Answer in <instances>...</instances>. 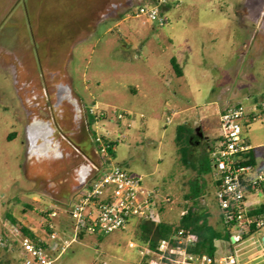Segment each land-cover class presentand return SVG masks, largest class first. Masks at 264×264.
<instances>
[{"label": "rangeland", "instance_id": "rangeland-1", "mask_svg": "<svg viewBox=\"0 0 264 264\" xmlns=\"http://www.w3.org/2000/svg\"><path fill=\"white\" fill-rule=\"evenodd\" d=\"M175 1L178 7L171 1L158 27L136 16L139 5L154 0H0V231L7 215L40 231L41 217L51 208L56 233L70 223L66 210L79 179L89 181L92 165L99 166L89 110L97 116L92 130L114 143L113 162L170 199L161 221L176 225L193 207L184 195L196 179L204 185L198 209L208 211L209 225L224 232L209 152L198 149L190 157L196 168L210 165L199 176L182 164L175 138L178 126L187 125L215 142L220 104L241 89L233 84L256 81L264 91V0ZM115 8V19L98 23ZM25 51L36 65L23 64ZM58 82H67L70 93ZM69 94L78 99L76 107ZM34 118L45 123L38 140L44 146L30 156L26 122ZM247 137L253 146L264 143L260 120ZM137 225L133 219L107 235H84L56 264H142L137 249L128 246L140 242ZM260 236L237 244L216 241V254L232 253L239 264H264Z\"/></svg>", "mask_w": 264, "mask_h": 264}, {"label": "built area", "instance_id": "built-area-1", "mask_svg": "<svg viewBox=\"0 0 264 264\" xmlns=\"http://www.w3.org/2000/svg\"><path fill=\"white\" fill-rule=\"evenodd\" d=\"M171 1L178 7L175 0H154L139 5L136 16H145L154 25L163 27L162 13ZM123 118L124 115H117L118 120ZM258 120L264 122V99L251 106L238 104L223 110L219 114L216 149L209 151L217 183V205L233 244L259 234L264 243V212L251 215L245 207L247 189L254 192L264 189V167L247 163L252 147L242 134L243 123ZM92 140L99 166L92 165L95 175L82 184L77 198L67 208L70 223H62L61 234L56 233L51 221L57 216L55 209H49L41 217L40 231L20 222H8L0 231V264H56L71 244L84 235H107L123 229L133 219L138 223L161 221L160 209H165L170 199L145 188L140 176L114 163L108 143L96 131ZM198 242L195 233L178 229L153 246L141 242H130L128 246L137 249L142 264H239L232 253L197 252Z\"/></svg>", "mask_w": 264, "mask_h": 264}, {"label": "trees", "instance_id": "trees-1", "mask_svg": "<svg viewBox=\"0 0 264 264\" xmlns=\"http://www.w3.org/2000/svg\"><path fill=\"white\" fill-rule=\"evenodd\" d=\"M172 68L174 69L176 75L178 77L182 76L181 68L176 62L175 58L170 60ZM87 115V126L89 131L94 135V130H92V126L96 121V116L89 112ZM200 132L190 129L187 125L178 126L177 135L175 138L176 145L178 147V153L181 155L182 164L187 168H192L196 170L199 176L206 175L210 172V165L205 163V165H199L197 168L190 159L193 157L194 151L201 149L202 152L208 153L211 150H214L215 143H209L208 140L204 138V136H199ZM106 140V139H105ZM110 147V153L113 155L111 148L114 146L112 141H107ZM248 164L254 165L253 156L251 153L249 154ZM264 192V189H262ZM204 194V185L196 181V179H192L190 181L189 192L184 195L186 200H190L193 203V207L189 208L178 221V224L173 225L170 223H166L160 221L159 223H155L152 221H140L137 225L139 230V240L141 243H148L150 246L155 245L159 240L163 238H167L174 231L178 229H184L186 231H190L195 233L199 242L196 247L197 252L207 253L209 255H213L216 253V241H223L230 243V232L224 225V232H217L211 225H209V213L208 211H200L197 207V200ZM164 208L160 209V213L164 212ZM264 205L257 207L255 210L250 212L251 215L263 213ZM7 220L11 223H16L10 215L6 216ZM26 233L29 234V232Z\"/></svg>", "mask_w": 264, "mask_h": 264}, {"label": "crops", "instance_id": "crops-1", "mask_svg": "<svg viewBox=\"0 0 264 264\" xmlns=\"http://www.w3.org/2000/svg\"><path fill=\"white\" fill-rule=\"evenodd\" d=\"M117 9L118 8H115L114 12L106 14L105 16H103V19L100 22H98V23H102L105 20L110 19V18L111 19L112 18L115 19L114 16H116V10ZM262 9L263 10H261V16L264 17V6H263ZM261 22H262L261 24L263 25V29L262 30L264 31V22L263 21H261ZM253 50L256 51L257 49H255V47H254ZM24 55L26 56V59H24V63H23L24 65H27L28 68L33 66V65H36L35 61L31 58V55H30V53L28 51H25ZM31 60H33V62H31ZM17 62L20 65H23V64L20 63V61H17ZM249 66H250V68H253V65H249ZM250 80H252V79H250ZM261 85L262 84H260V83H258L256 81L255 82L254 81L249 82V80H248V83H244L242 86H238L236 84H233V88H235L234 86H236V88L241 87V89H236L234 92H233L234 89L232 90L231 96L228 99L225 98L223 103L220 104L219 114H220V112H222L223 110H225L227 108H230V107L236 106L238 104H241L240 100H238V99H242V101L247 102V104H245L246 106H251V105L256 104L259 101L263 100L264 99V91H259L258 90ZM57 86H58V88L60 90H62L64 92L68 91L70 93V86L67 84V82H65V85H63V83H61V82H58ZM257 90L259 91V93H258V98L256 99V98L253 97V94L255 92H257ZM77 100L78 99H76L73 94H71V95L69 94V101L75 107H76V101ZM79 101H81V100L79 99ZM21 102H22V100H21ZM77 111H78V108H77ZM218 120H219V117H218ZM253 123L254 122H252V123H243V128H242L243 132H242V134H243V137L249 142V144L252 147L251 155L253 156L254 165L257 166V167L263 168L264 167V151L256 152V150L258 148L264 147V143H259V144H256L255 146H253L251 144V142L249 141L248 137H247V133L249 131L250 125L253 124ZM218 125H219V121H218ZM261 125L264 126V122H261ZM44 126H45V123L40 121V120H37L36 118L33 119L31 124H30V122L28 123V121L26 122V140L28 142V151L30 153V156L35 154L34 153L35 149H37L38 147L41 148V146H44V145H41V146L38 145V140L39 139H43L41 132L43 131ZM219 135H220V133L218 134V136H216L217 139L214 142L215 143V145H214L215 148L214 149H216V146H217V143H218V140H219ZM204 138L206 140L210 139L207 136H205ZM81 167L83 168V167H86V166H81ZM86 168L87 169L89 168L88 165H87ZM212 180H213V185H214V187L216 189L217 188V183L214 180V178H212ZM82 184H83V178L81 177L79 179V184L77 185V187L75 189L76 192H75V195L73 197V200H74V198L76 196H78V194H79V192H80V190L82 188ZM261 205H264V192L262 190L254 192V191H250L249 189H247L246 192H245V207H246V209L249 212H251L252 210H255L257 207H260ZM46 210H49V209H46Z\"/></svg>", "mask_w": 264, "mask_h": 264}, {"label": "water", "instance_id": "water-1", "mask_svg": "<svg viewBox=\"0 0 264 264\" xmlns=\"http://www.w3.org/2000/svg\"><path fill=\"white\" fill-rule=\"evenodd\" d=\"M195 131L197 132L198 129H195ZM198 135H199V136H202V133H199ZM262 240L264 241V237L262 238Z\"/></svg>", "mask_w": 264, "mask_h": 264}]
</instances>
